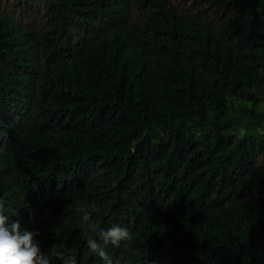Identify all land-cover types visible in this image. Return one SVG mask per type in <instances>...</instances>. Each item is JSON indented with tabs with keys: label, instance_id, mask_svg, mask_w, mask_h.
<instances>
[{
	"label": "trees",
	"instance_id": "1",
	"mask_svg": "<svg viewBox=\"0 0 264 264\" xmlns=\"http://www.w3.org/2000/svg\"><path fill=\"white\" fill-rule=\"evenodd\" d=\"M0 201L76 264L81 206L119 264H264V0H0Z\"/></svg>",
	"mask_w": 264,
	"mask_h": 264
},
{
	"label": "clouds",
	"instance_id": "2",
	"mask_svg": "<svg viewBox=\"0 0 264 264\" xmlns=\"http://www.w3.org/2000/svg\"><path fill=\"white\" fill-rule=\"evenodd\" d=\"M79 211L82 213L80 227L83 229V235L87 237L88 249L97 255L103 264H119V260H114L104 246L110 244L118 248L121 242H130L133 234L127 227L115 224L106 230L98 229L89 211L83 206ZM89 233L94 235L90 236ZM38 235V232L22 227L19 220L10 222L5 214L4 203L0 201V264H53V259L62 261V264H76L74 256L66 255L55 247L48 252L42 250L36 239Z\"/></svg>",
	"mask_w": 264,
	"mask_h": 264
}]
</instances>
